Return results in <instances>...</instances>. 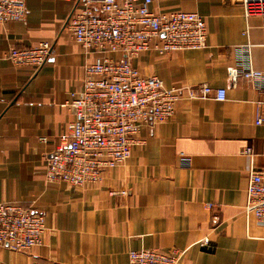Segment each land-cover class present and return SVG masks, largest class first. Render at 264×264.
Masks as SVG:
<instances>
[{
  "label": "crops",
  "instance_id": "1",
  "mask_svg": "<svg viewBox=\"0 0 264 264\" xmlns=\"http://www.w3.org/2000/svg\"><path fill=\"white\" fill-rule=\"evenodd\" d=\"M25 2L24 19L0 24V202L43 213L46 230L26 253L0 247V264H127L138 249H175L181 264H264V221L244 212L250 170L264 168V90L245 81L228 87L226 79L228 65L264 70L263 19L244 18L241 0L152 2L151 11L199 13L206 44L132 59L143 75L184 87V97L170 119L141 127L142 143L123 165L81 188L47 184L45 160L95 55L66 29L68 2ZM39 41H49L52 54L38 70L7 59L12 47ZM201 84L226 87L225 100L188 99L186 87ZM247 146L251 153H243ZM120 189L128 191L123 198ZM204 237L209 246L198 245Z\"/></svg>",
  "mask_w": 264,
  "mask_h": 264
},
{
  "label": "built area",
  "instance_id": "2",
  "mask_svg": "<svg viewBox=\"0 0 264 264\" xmlns=\"http://www.w3.org/2000/svg\"><path fill=\"white\" fill-rule=\"evenodd\" d=\"M25 1L0 0V24L24 19ZM65 1L71 7L66 29L75 43L95 56L84 68L81 85L65 102L72 119L46 155L45 182L82 188L98 185L106 171L123 165L132 149L142 143L141 127L170 119L184 97V87H166L156 75H143L132 59L148 50L165 56L202 48L207 30L197 12L151 11L149 5L156 0ZM241 6L244 18L258 16L264 21V0H241ZM51 54L52 44L39 41L33 46L12 47L6 57L15 66L38 70ZM226 72L228 87L245 81L264 90V70L228 65ZM186 89L188 99L226 98V87L201 84ZM260 104L255 108L256 125L263 122ZM251 152V146L243 149V153ZM186 163L181 160L182 165ZM127 194L120 189L116 196ZM244 212L264 221V168L250 170ZM45 230L43 213L17 202H0V247L26 253L42 244ZM209 242L204 237L198 245L209 246ZM179 260L175 249H138L128 252L127 264H181Z\"/></svg>",
  "mask_w": 264,
  "mask_h": 264
}]
</instances>
